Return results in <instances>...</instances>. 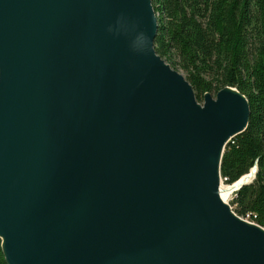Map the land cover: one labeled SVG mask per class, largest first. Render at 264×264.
Listing matches in <instances>:
<instances>
[{
	"label": "water",
	"instance_id": "obj_1",
	"mask_svg": "<svg viewBox=\"0 0 264 264\" xmlns=\"http://www.w3.org/2000/svg\"><path fill=\"white\" fill-rule=\"evenodd\" d=\"M158 28L152 0H0L7 264H264V228L220 195L249 101L198 102Z\"/></svg>",
	"mask_w": 264,
	"mask_h": 264
},
{
	"label": "trees",
	"instance_id": "obj_2",
	"mask_svg": "<svg viewBox=\"0 0 264 264\" xmlns=\"http://www.w3.org/2000/svg\"><path fill=\"white\" fill-rule=\"evenodd\" d=\"M159 19L155 49L191 83L198 102L230 86L250 105L249 124L225 148L223 182L258 165L230 205L264 228V0H152ZM0 264H7L0 239Z\"/></svg>",
	"mask_w": 264,
	"mask_h": 264
},
{
	"label": "bare ground",
	"instance_id": "obj_3",
	"mask_svg": "<svg viewBox=\"0 0 264 264\" xmlns=\"http://www.w3.org/2000/svg\"><path fill=\"white\" fill-rule=\"evenodd\" d=\"M249 174H246L244 176H242L238 181H236L237 183L236 184H231V185H221V189H220V195H221V198L223 199V201L227 202V199L228 197H230V195L235 191L236 192V188H237V185L242 182V181H245L247 178H249ZM232 208V207H231ZM233 210V209H232ZM243 219H245L243 217ZM246 220V219H245ZM250 221V220H248ZM252 222V221H250Z\"/></svg>",
	"mask_w": 264,
	"mask_h": 264
},
{
	"label": "clouds",
	"instance_id": "obj_4",
	"mask_svg": "<svg viewBox=\"0 0 264 264\" xmlns=\"http://www.w3.org/2000/svg\"><path fill=\"white\" fill-rule=\"evenodd\" d=\"M136 40H140L142 41V45L143 47H147L149 41H148V37L146 36V34L142 33V32H139L136 37H135V40L132 41V44H131V47H133V50H138L136 48V44H135V41Z\"/></svg>",
	"mask_w": 264,
	"mask_h": 264
},
{
	"label": "rangeland",
	"instance_id": "obj_5",
	"mask_svg": "<svg viewBox=\"0 0 264 264\" xmlns=\"http://www.w3.org/2000/svg\"><path fill=\"white\" fill-rule=\"evenodd\" d=\"M176 70H178L180 73H182L185 76V74L183 73V71H181L180 69H176ZM215 95L216 94H213V96H215ZM201 103H203V101ZM223 185H227V184L223 183ZM234 194H235V191L230 195V197H228L227 201H228L229 204H230L231 200L233 199Z\"/></svg>",
	"mask_w": 264,
	"mask_h": 264
},
{
	"label": "built area",
	"instance_id": "obj_6",
	"mask_svg": "<svg viewBox=\"0 0 264 264\" xmlns=\"http://www.w3.org/2000/svg\"><path fill=\"white\" fill-rule=\"evenodd\" d=\"M242 218H243V217H242ZM245 219H246V220H250L249 215H248L247 217H245ZM250 221H251V220H250Z\"/></svg>",
	"mask_w": 264,
	"mask_h": 264
}]
</instances>
